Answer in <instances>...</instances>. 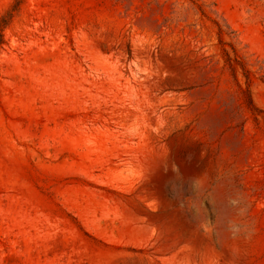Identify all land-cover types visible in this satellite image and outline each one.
I'll return each mask as SVG.
<instances>
[{
  "label": "rangeland",
  "instance_id": "1",
  "mask_svg": "<svg viewBox=\"0 0 264 264\" xmlns=\"http://www.w3.org/2000/svg\"><path fill=\"white\" fill-rule=\"evenodd\" d=\"M0 264H264V0H22Z\"/></svg>",
  "mask_w": 264,
  "mask_h": 264
},
{
  "label": "trees",
  "instance_id": "2",
  "mask_svg": "<svg viewBox=\"0 0 264 264\" xmlns=\"http://www.w3.org/2000/svg\"><path fill=\"white\" fill-rule=\"evenodd\" d=\"M21 2H22V0H16L15 4L12 6V8L10 10H8L7 13L1 17L0 28L4 27V25L7 23V21L13 17V14L19 8ZM241 92L245 95V97H247L248 107H250L254 111L261 112V110H259V108H257L253 102L252 96L250 94V90L249 89H242Z\"/></svg>",
  "mask_w": 264,
  "mask_h": 264
}]
</instances>
